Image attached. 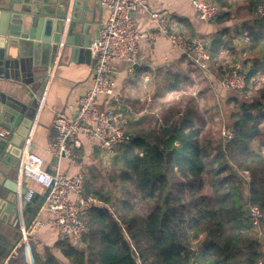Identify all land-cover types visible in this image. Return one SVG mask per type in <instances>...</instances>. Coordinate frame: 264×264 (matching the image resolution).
Here are the masks:
<instances>
[{"label": "trees", "instance_id": "16d2710c", "mask_svg": "<svg viewBox=\"0 0 264 264\" xmlns=\"http://www.w3.org/2000/svg\"><path fill=\"white\" fill-rule=\"evenodd\" d=\"M261 3L249 0L250 11ZM215 5L227 8L223 2ZM226 15L221 9L215 20ZM246 31L254 55L246 69L251 75L257 65L264 68L258 52L264 17H255ZM168 87L183 90V79L172 76ZM233 99L238 103L229 115L233 136L224 142L204 133L203 123L197 125L202 121L193 98L182 109L178 101L156 115H141L126 130L128 141L116 148L109 168L87 171L85 194L102 202L84 215L81 243L64 236L42 253L31 247L33 264H255L262 259L264 91L258 102ZM247 206L259 207L257 225ZM201 234L203 242L195 248Z\"/></svg>", "mask_w": 264, "mask_h": 264}, {"label": "crops", "instance_id": "0c3cea01", "mask_svg": "<svg viewBox=\"0 0 264 264\" xmlns=\"http://www.w3.org/2000/svg\"><path fill=\"white\" fill-rule=\"evenodd\" d=\"M146 1L150 9L157 11L166 19L169 28L177 32H184L190 37L204 39L211 55L216 53L221 42H225L230 48L234 65L240 64L248 70L253 64L254 55L251 52L249 54V43L245 42L243 34L247 25L255 18L254 11H250L249 0H207L217 5L220 2L227 5V8H221L222 11L227 12V15L211 22L198 20L189 0ZM74 3L76 4L74 5ZM72 11L77 16L75 33L81 35L88 33L96 37L99 27L108 17V10L100 7L96 0H70L68 14L64 19L65 27L73 21ZM132 16L135 27L139 31H155V25L148 13L138 10ZM60 42L64 43L63 39ZM62 46L59 43L53 65L50 66V70L44 78L38 79L44 71V66L41 64L42 55L37 54L30 58L31 64H35L30 74L32 83L29 81L23 83L12 77L0 78V89L2 88L1 84H5V90L11 103L19 107L23 105L25 108H31L32 126L29 129L23 150H31L39 154L43 158L44 167L47 170H59L67 175H72L78 171L86 175L87 171L92 169L105 171L109 168L111 161L106 158L96 143H91L83 137H81V148L73 151L74 163L67 157L56 159L47 151V146L55 139V131L52 127L54 114L57 111H62L68 115L72 114V109L69 106L75 107L77 99L92 83L94 61L91 55L87 57L84 53L75 52L73 56L71 51L67 50V53L61 58ZM138 51L137 63L132 66L131 71L128 70L130 63L125 60L111 62L109 78L113 82V94L98 99L100 108L114 106L122 112L125 120V131L141 115L157 110L156 103L162 101L171 91L168 83L172 76L176 75L183 79L184 84L185 80H189V74L193 73V68H196L185 60L178 50L171 47L168 38L162 33L157 34L153 44H149L145 40L140 41ZM244 51H248V57L243 59L241 57H243ZM258 52L259 58L264 57V45L259 47ZM246 60H249L248 64H246ZM209 68L210 65L205 70L206 72H201L206 74L210 72ZM34 75L35 78L37 77L36 81L32 79ZM149 98L151 105L145 111L143 109ZM21 124L19 128L24 129ZM136 127L140 126H132V128ZM104 171H102L103 174ZM18 183L22 184L19 181ZM26 187L27 189H34L35 195L27 203H22L21 196H18L17 217L8 221L0 215V261L20 240L19 234L21 235L24 226H27L34 219L46 220L51 217L50 211L42 207L43 187L31 180L26 181ZM99 201L102 202L100 199ZM63 237L61 232L51 226L38 228L35 232L37 241L30 245L29 259L31 263L33 264L31 247L42 253L46 247L53 248V245ZM262 259L264 261V257ZM11 264H29L23 248H20L18 258L13 260Z\"/></svg>", "mask_w": 264, "mask_h": 264}, {"label": "built area", "instance_id": "2783aa9c", "mask_svg": "<svg viewBox=\"0 0 264 264\" xmlns=\"http://www.w3.org/2000/svg\"><path fill=\"white\" fill-rule=\"evenodd\" d=\"M100 7L108 10V17L99 27L90 46V55L94 61L92 83L89 88L77 99L76 106H69L72 114L57 111L52 119L55 139L47 146V151L56 159L67 157L73 163V151L81 148V137L91 143H96L106 158L111 161L116 148L128 141L124 129V117L121 111L114 106L100 108L98 99L109 97L113 94V82L109 78L111 62L125 60L130 63L129 71L138 60V45L145 40L153 44L157 34H164L173 49L178 50L185 60L201 71L208 69L212 55L208 51L206 41L200 37H190L184 32H177L169 28L166 19L157 11L150 9L146 0H96ZM195 17L203 22H211L220 14L215 4L207 0H189ZM149 14L155 31H139L133 22L132 14L136 11ZM256 18L264 17V4L258 5L253 12ZM244 40L248 44L251 37L245 30ZM63 45V42H60ZM219 56L226 58L225 63H232L230 48L221 42L217 49ZM248 57V51L243 52V58ZM259 81V80H258ZM254 76L248 75L246 69L235 64L225 66L220 73L219 83L227 90L247 91L251 83L258 82ZM263 81V80H261ZM151 105L149 98L143 110H148ZM11 129L0 127V137L10 138ZM227 138L232 135L224 134ZM17 176L20 183L24 178L31 180L44 189L42 207L51 213L46 220L34 219L21 230L20 240L2 258L0 264H11L19 256L20 248L27 254L29 264L30 245L36 242L35 232L43 226H51L64 236H70L76 245L81 243L86 230L84 215L93 206L100 203L94 195L85 194L86 175L78 171L67 175L59 170L49 171L44 167L43 158L31 150H23L17 167ZM35 195L32 188L26 190L21 196V201L30 202ZM74 196V197H72ZM262 213L259 207L250 208L252 223L257 225ZM255 264H264L263 259H258Z\"/></svg>", "mask_w": 264, "mask_h": 264}, {"label": "water", "instance_id": "95a60500", "mask_svg": "<svg viewBox=\"0 0 264 264\" xmlns=\"http://www.w3.org/2000/svg\"><path fill=\"white\" fill-rule=\"evenodd\" d=\"M69 5L70 0H0V78L12 77L23 83H32L30 74L35 64H31L30 58L37 54L42 55L41 64L44 66L38 79L44 78L53 65L61 39L64 41L61 58L67 50L73 56L77 52L89 57L88 48L94 35L75 33L77 16L74 11L73 21L65 27ZM32 79L36 81L37 77L34 75ZM1 86L0 126L14 133L10 138L0 137V215L11 221L18 214V196H23L27 190V178L20 185L16 176L33 118L31 108L11 103L5 84ZM20 124L24 129L19 128ZM247 211L250 212L249 206ZM203 238V234L199 235L194 246L199 247Z\"/></svg>", "mask_w": 264, "mask_h": 264}, {"label": "rangeland", "instance_id": "374dc122", "mask_svg": "<svg viewBox=\"0 0 264 264\" xmlns=\"http://www.w3.org/2000/svg\"><path fill=\"white\" fill-rule=\"evenodd\" d=\"M212 56V61L209 64L210 72L204 74L197 67L193 68V73L191 75L189 74V80H185L183 84V90L175 91L174 89L168 92L162 101H158V103H156L155 107L157 110L151 113L156 115L161 108L178 101H180L178 102L179 108L182 109L186 102L189 101L190 98H193L195 100V104L197 105V109L202 121L199 123L197 122V125L203 123L204 133L210 135V138L212 139L221 140L224 142L233 136V131L228 127V124L231 122L229 115L232 112L233 107L238 104L233 98L238 97L242 98L243 100L258 102L262 98V93L264 91V68L261 69L259 65H257L256 71H254V73L251 75L254 76L257 81H259L256 84L251 83L248 87L249 90H227L221 87L218 80L224 65L231 66L234 65L235 62L233 61L232 63L224 64L223 62H225L226 58L221 57L222 55L219 56L218 51H216V53ZM246 61V64H248L249 60ZM240 67L243 68L242 65H240ZM153 122L154 121L152 118L148 120V123L150 124L149 127L153 126ZM230 133L232 135L230 138H227L224 135H230ZM243 175L246 177L247 174L243 173ZM137 208L140 213L144 212L142 203H138ZM259 235L262 237L261 232H259ZM261 240V250L263 251L264 235Z\"/></svg>", "mask_w": 264, "mask_h": 264}]
</instances>
